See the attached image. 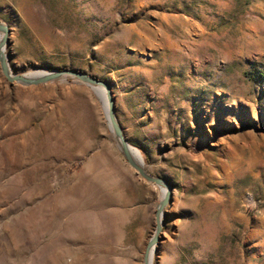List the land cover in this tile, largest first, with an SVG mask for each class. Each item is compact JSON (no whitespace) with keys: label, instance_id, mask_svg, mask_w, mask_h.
Returning <instances> with one entry per match:
<instances>
[{"label":"rangeland","instance_id":"obj_1","mask_svg":"<svg viewBox=\"0 0 264 264\" xmlns=\"http://www.w3.org/2000/svg\"><path fill=\"white\" fill-rule=\"evenodd\" d=\"M0 23L12 76L108 84L171 187L104 89L0 61V264H145L157 221L152 264H264V0H0Z\"/></svg>","mask_w":264,"mask_h":264},{"label":"water","instance_id":"obj_2","mask_svg":"<svg viewBox=\"0 0 264 264\" xmlns=\"http://www.w3.org/2000/svg\"><path fill=\"white\" fill-rule=\"evenodd\" d=\"M8 31H9V28L5 24L0 23V32H3L5 34L1 42V45H0V61H1L3 72L10 82L17 81L23 84L36 85V84L45 83L48 81H52V80L65 77V78L78 79L79 81L86 83L89 86L101 88L106 91V95H107V99L109 103V120L112 125V132L114 133L116 139L117 140L119 139L121 142V151L123 152L124 156L128 160L129 164L140 174L141 177H143L148 182L154 183L168 190V194L164 197L162 204L160 205L164 207L169 199L171 187L164 180L155 178L149 175L140 165H138V163L134 159L132 147L127 143L123 130L121 126L119 125L117 118H116L115 101L112 96L111 87L108 84L101 82L91 76H88V75H85V74H82L76 71H57V72H42V73L38 72L36 74H30L28 76H18V75L12 76L10 73L9 66H8L7 56L5 53L1 52V49L5 47L4 44L7 40ZM156 232L157 233L155 234V236L153 237V239L151 240L148 246V249L145 255V264H152L153 262L152 259L150 262L149 254H150L151 248L156 245L159 234L162 232V223H160L159 221H157Z\"/></svg>","mask_w":264,"mask_h":264},{"label":"bare ground","instance_id":"obj_3","mask_svg":"<svg viewBox=\"0 0 264 264\" xmlns=\"http://www.w3.org/2000/svg\"><path fill=\"white\" fill-rule=\"evenodd\" d=\"M4 48V47H3ZM1 49V52L4 53V49ZM97 92L100 93V97L103 101V104H104V107H105V110H106V113H107V117H108V114H109V103H108V99H107V95H106V92L104 90H98ZM133 150V149H132ZM134 154H133V157L135 155V157L139 160L140 164L144 165V160L142 158V155L141 153L134 149ZM139 165V164H138ZM164 195L166 196L167 195V190H164ZM160 216V215H159ZM154 247V246H153ZM153 253H154V248L150 250V262H151V259L153 258Z\"/></svg>","mask_w":264,"mask_h":264}]
</instances>
